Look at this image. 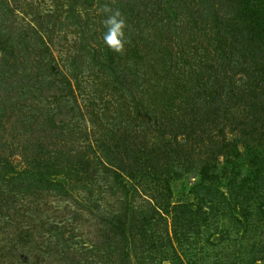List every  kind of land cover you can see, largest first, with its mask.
<instances>
[{
	"label": "rangeland",
	"instance_id": "rangeland-1",
	"mask_svg": "<svg viewBox=\"0 0 264 264\" xmlns=\"http://www.w3.org/2000/svg\"><path fill=\"white\" fill-rule=\"evenodd\" d=\"M262 6L0 0V264H264Z\"/></svg>",
	"mask_w": 264,
	"mask_h": 264
},
{
	"label": "clouds",
	"instance_id": "clouds-1",
	"mask_svg": "<svg viewBox=\"0 0 264 264\" xmlns=\"http://www.w3.org/2000/svg\"><path fill=\"white\" fill-rule=\"evenodd\" d=\"M104 19L102 21L104 45L116 53L125 50L128 40V23L124 13L111 6L105 5L102 8Z\"/></svg>",
	"mask_w": 264,
	"mask_h": 264
},
{
	"label": "trees",
	"instance_id": "trees-1",
	"mask_svg": "<svg viewBox=\"0 0 264 264\" xmlns=\"http://www.w3.org/2000/svg\"><path fill=\"white\" fill-rule=\"evenodd\" d=\"M261 10L263 11V14H264V6L261 7Z\"/></svg>",
	"mask_w": 264,
	"mask_h": 264
}]
</instances>
